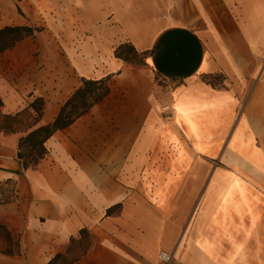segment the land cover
Masks as SVG:
<instances>
[{
	"label": "crops",
	"instance_id": "crops-1",
	"mask_svg": "<svg viewBox=\"0 0 264 264\" xmlns=\"http://www.w3.org/2000/svg\"><path fill=\"white\" fill-rule=\"evenodd\" d=\"M14 26L39 31L0 54L1 114L32 121L0 131V225L18 237L0 264H48L82 230L93 243L70 264H264V0H0ZM125 42L152 51L146 69L115 58ZM106 76L24 168L19 141Z\"/></svg>",
	"mask_w": 264,
	"mask_h": 264
},
{
	"label": "trees",
	"instance_id": "trees-1",
	"mask_svg": "<svg viewBox=\"0 0 264 264\" xmlns=\"http://www.w3.org/2000/svg\"><path fill=\"white\" fill-rule=\"evenodd\" d=\"M38 31L39 30L37 28H31L28 26H14L0 29V54L5 50L12 49L18 42L25 38L33 39ZM151 54L152 51H137L130 42L119 44L114 50L115 58L136 69H146V59ZM214 78L222 77L214 76L205 78V80L212 84L211 80ZM109 79L110 76H106L98 80L82 78L81 85L63 104L54 121L33 129L19 141L18 147L21 158L25 160L26 155L31 156L33 159L31 163L24 161V168L36 165L40 159L43 158L46 153L45 143L54 132L63 130L70 126L78 117L86 113L92 106L101 101L109 93ZM1 107L2 100L0 98V109ZM30 107L35 111L36 115L40 117L43 107L42 99L36 98L32 103H30ZM18 116L19 114L2 115L0 111V117H3L6 120L5 124L0 123V131L6 133L14 131L15 127L13 124ZM23 148L25 153L23 152ZM3 202L5 201L0 203ZM118 209L119 205L113 206L106 210V215L109 216L117 212ZM0 231L4 232L5 240L8 244L7 248L2 252L8 255L16 254L18 251V237L9 233L2 225H0ZM82 234L87 233L82 230L80 231V236ZM73 241L74 240H72V242ZM58 258H60V256H56V258L48 264H53Z\"/></svg>",
	"mask_w": 264,
	"mask_h": 264
},
{
	"label": "rangeland",
	"instance_id": "rangeland-1",
	"mask_svg": "<svg viewBox=\"0 0 264 264\" xmlns=\"http://www.w3.org/2000/svg\"><path fill=\"white\" fill-rule=\"evenodd\" d=\"M155 78L158 80V82H161L158 76H155ZM211 83L216 87H222L223 78H214L211 80ZM0 123L5 124L6 120L3 117H0ZM31 123L32 121H29V117H27L26 115H22V116H18L13 126L15 128L26 129V126ZM23 152L25 153L24 148H23ZM25 157H26L25 158L26 162L28 163L32 162L33 159L31 156L25 155ZM13 197H14V183L8 180L0 184V202L6 200H12ZM0 239L1 240L5 239L3 231H0ZM92 243L93 240L88 234H82L78 239L74 240L70 244L67 252L56 260L57 264H70L72 261L81 257L91 247ZM7 246L8 244L2 247L5 250Z\"/></svg>",
	"mask_w": 264,
	"mask_h": 264
},
{
	"label": "built area",
	"instance_id": "built-area-1",
	"mask_svg": "<svg viewBox=\"0 0 264 264\" xmlns=\"http://www.w3.org/2000/svg\"><path fill=\"white\" fill-rule=\"evenodd\" d=\"M169 109L167 107H163L162 109V113L168 115L169 113ZM158 260L163 262V263H169L171 260V256L169 254H165V253H160L158 254Z\"/></svg>",
	"mask_w": 264,
	"mask_h": 264
},
{
	"label": "water",
	"instance_id": "water-1",
	"mask_svg": "<svg viewBox=\"0 0 264 264\" xmlns=\"http://www.w3.org/2000/svg\"><path fill=\"white\" fill-rule=\"evenodd\" d=\"M17 156H18L19 159L21 158L20 154H18Z\"/></svg>",
	"mask_w": 264,
	"mask_h": 264
}]
</instances>
